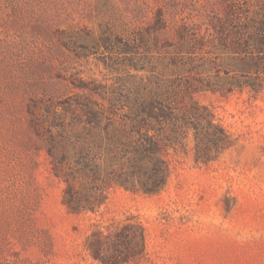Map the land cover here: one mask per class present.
<instances>
[{"label":"rangeland","instance_id":"374dc122","mask_svg":"<svg viewBox=\"0 0 264 264\" xmlns=\"http://www.w3.org/2000/svg\"><path fill=\"white\" fill-rule=\"evenodd\" d=\"M249 31L264 36V0H0V264H101L87 235L126 217L140 264H264V59L244 71L236 43ZM161 95L175 116L148 134L165 179L126 188L107 167L137 103ZM85 156L106 199L70 213Z\"/></svg>","mask_w":264,"mask_h":264},{"label":"trees","instance_id":"16d2710c","mask_svg":"<svg viewBox=\"0 0 264 264\" xmlns=\"http://www.w3.org/2000/svg\"><path fill=\"white\" fill-rule=\"evenodd\" d=\"M230 22L235 25L234 21ZM247 27L249 23L247 22ZM246 27V28H247ZM242 46L247 56H251L245 62V70L259 71L257 64L249 62L253 60V50L258 52L257 58L264 59V36L255 32H245L236 42ZM249 58V57H247ZM264 71V66H262ZM159 101L151 98L149 101L137 103V113L130 119L131 131L126 132L127 140L123 142L125 151L117 156L116 165L107 167L109 173L117 174L116 182L126 188H142L144 191L154 192L165 179L167 163L160 156L161 142L158 136L148 134V129L154 122L162 123L173 113L172 104L161 95ZM187 112L188 108L181 109ZM173 125V123H172ZM123 141V140H122ZM77 164L82 166L81 172L88 184H80L79 187L66 178L63 190V202L70 213H80L86 210L95 211L105 202L104 188L94 183L100 177L101 167L86 156ZM146 175L148 179L140 180L138 183L135 176ZM138 181V180H137ZM94 183V184H92ZM92 184V185H91ZM85 247L89 254L101 264H140L145 254L144 230L140 223L126 217L123 220H112L105 225L93 224L85 241Z\"/></svg>","mask_w":264,"mask_h":264}]
</instances>
